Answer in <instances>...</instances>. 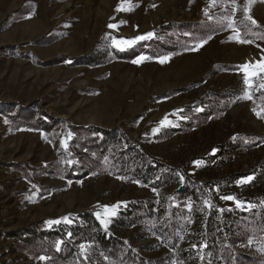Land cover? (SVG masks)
Segmentation results:
<instances>
[{"label":"rangeland","instance_id":"rangeland-1","mask_svg":"<svg viewBox=\"0 0 264 264\" xmlns=\"http://www.w3.org/2000/svg\"><path fill=\"white\" fill-rule=\"evenodd\" d=\"M262 60L264 0H0V264H53L31 232L87 211L136 258L165 264L150 229L112 219L180 185L260 211L264 73L246 84L238 66ZM115 132L177 179L156 193L109 172L96 145ZM262 227L236 250L258 264Z\"/></svg>","mask_w":264,"mask_h":264},{"label":"trees","instance_id":"trees-1","mask_svg":"<svg viewBox=\"0 0 264 264\" xmlns=\"http://www.w3.org/2000/svg\"><path fill=\"white\" fill-rule=\"evenodd\" d=\"M101 134L96 146L103 152L101 156L109 159V172L148 184L156 193L177 179L172 169L146 161L123 135ZM113 148L118 153L122 151L114 154ZM251 188L252 185L248 189ZM255 194L264 205V186L252 195ZM249 203L257 206L254 201ZM262 208L253 209L250 216L236 208H221L212 201L208 185L193 183L180 185L169 196L158 193L157 198L129 204L112 219V227L146 226L167 249L165 264H258L253 256L236 250L248 239L245 232L248 226H264ZM31 235L40 250L37 254L51 259L53 264H150L136 258L133 250L122 239L108 233L89 211L77 215L73 224L34 230Z\"/></svg>","mask_w":264,"mask_h":264},{"label":"snow or ice","instance_id":"snow-or-ice-1","mask_svg":"<svg viewBox=\"0 0 264 264\" xmlns=\"http://www.w3.org/2000/svg\"><path fill=\"white\" fill-rule=\"evenodd\" d=\"M247 14H248V9L246 7L245 8V16H246V18L251 19L250 17H248ZM251 23L252 24H255L256 21L255 20H252ZM110 27H112V26L110 25ZM149 35H151V34H149ZM144 38L145 37H138L137 39H144ZM236 40H237L238 43H250V41H247V40L242 39L239 36V33H237V35H236ZM121 43L131 44V42H129V41H123ZM117 46H119V45H117ZM141 59H143V58H141ZM134 62H136V61H134ZM238 67L244 73V82L246 84H248L249 83V78L251 76L258 75L259 73H264V60H262V62H260V63H257L256 65L250 66L249 64H244V65L238 66ZM249 98H251V97H249ZM251 179H252L251 177H248V178H246L245 181H242V182H247L248 180H251ZM224 198L225 199H233L232 197H224ZM105 211H107V209H105ZM101 223H104V221L102 220ZM40 259L41 260H45L46 258L42 256V257H40Z\"/></svg>","mask_w":264,"mask_h":264}]
</instances>
